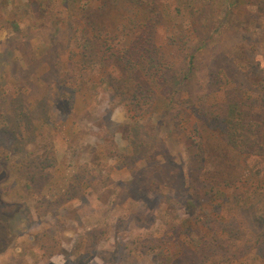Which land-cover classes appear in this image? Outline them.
<instances>
[{"label":"rangeland","instance_id":"rangeland-1","mask_svg":"<svg viewBox=\"0 0 264 264\" xmlns=\"http://www.w3.org/2000/svg\"><path fill=\"white\" fill-rule=\"evenodd\" d=\"M188 1L0 0V264H264V163L222 119L235 112L237 139L247 123L264 137V0H192L207 42ZM156 8L172 77L143 104L129 78L146 58L116 57L124 16L143 24Z\"/></svg>","mask_w":264,"mask_h":264},{"label":"trees","instance_id":"trees-1","mask_svg":"<svg viewBox=\"0 0 264 264\" xmlns=\"http://www.w3.org/2000/svg\"><path fill=\"white\" fill-rule=\"evenodd\" d=\"M122 1H129V2H133L134 4H132L134 7L138 6L137 4H140L144 7V4L147 3L148 0H122ZM233 1H237L238 3L240 2L241 4H244V2H241V0H233ZM192 0L188 1V4H185V6H183V8H187L186 10V17H188V28L190 29H194V31L197 33V36L200 37L201 40H205L206 42L208 41L209 38H211V33L210 29H211V24L209 22H206L205 24H201V20L202 18L200 17V12L203 11L204 9L200 8H196L195 5L193 3H191ZM256 2V1H255ZM250 4V3H247ZM260 4L256 2V5ZM105 5V4H104ZM148 5V4H147ZM88 8H90L87 4H82L81 5V10L82 13H88V15L91 16V13L93 11L89 10ZM230 7H227V9ZM177 10H175V14H174V19H176V17H178V15H180V8L179 6L176 8ZM148 10V9H147ZM200 11V12H199ZM131 13H127L124 16V19L126 18V24L123 27V29L120 31V33H124L123 37H120L118 34H116V38H118V36L123 39L125 41L124 47L122 48V50L120 49V55H118L116 58L117 60H121L120 62L123 61L124 66L127 68V64H129L131 61H133L134 63L136 62V64L139 65L140 60H143V58H146V61L148 62L149 65H147L148 67H146V71L143 74V76H141L140 73L138 72H132V76L129 79H132L133 81V86H131L130 88V93L133 96L132 98H139L143 104H150L152 102L153 99V86H157V83L160 85L165 86L166 82H168L170 80V77H172V69L171 66L168 64V62L165 60L163 51L160 50L159 46L157 45L156 42V31H157V26L162 24V18H161V11L158 10L157 8L155 9V11L153 12L152 16H147L145 17V21L143 22V24H139L137 21H133L132 17H131ZM196 21V22H193ZM230 24V23H229ZM229 30L235 32L236 30H238L240 28L239 25L236 24H231V26H229ZM98 28H100V26L95 23V22H90L87 24V28L86 31L87 32H93L94 30H97ZM177 32V30H176ZM176 32H170L167 35V38H170L176 34ZM95 34L91 35L92 37ZM88 38V37H87ZM86 39V38H85ZM113 41V40H111ZM171 41H174L173 38L171 39ZM105 47L101 50L100 49V59L97 62L96 65V69H100L103 65H106L108 62L109 57L105 56V53L107 51L112 50V44L111 43H104ZM83 49L85 50V48H87L86 43L82 44ZM116 52L112 51V55L110 56H114ZM106 59V60H104ZM146 62V64H147ZM191 58H189V64L191 65ZM131 70H129L127 73L130 74ZM146 78H148V80H150L151 82H153L154 84L149 86L147 84V80ZM123 85L117 87L115 85L112 84V89L114 90L115 93H118L119 91H123ZM126 95V94H125ZM263 104H261L260 106H257V104L254 103V105L252 103H247L245 102L244 104H242V107L245 110H249V108L253 109V108H259L262 107ZM244 110H240V112H238L239 116L242 115L243 117V112ZM218 114V113H217ZM220 115V114H218ZM229 116L232 117V120H227V115L223 116L222 119L226 120V124L227 126L230 128V133H232L230 136H228V138H230V141L233 140L234 142L237 140L239 142L242 141V147L236 146V151L239 152V154H241L242 156L248 157L249 159L253 158L256 159L255 161H259V162H263L264 163V137L262 139H259V136L256 135V129L252 128V124L247 125V132H243L242 134L244 135V140L243 139H237V136H235L238 133H241V131L239 129H235V126H239L240 122L238 120H236L235 116V112L234 111H230ZM234 117V118H233ZM235 119V121H233ZM240 119V118H239ZM243 120L245 119L242 118ZM241 121V120H240ZM252 123V122H251ZM263 125L258 126L256 128H258L259 132H263ZM241 127V126H239ZM234 128V129H233ZM232 129V131H231ZM241 134V135H242ZM242 135V136H243ZM236 139V140H235ZM232 149V148H231ZM233 150V149H232ZM257 172H254L257 176H259V172H262L264 170V167L262 165V167H257ZM262 177V176H260ZM261 179V178H260ZM239 197H235L234 199H238ZM214 232L217 231V228L214 227ZM233 233L230 232V234ZM217 240V238L215 236L211 237V240ZM257 244V243H256ZM260 246L257 248V251L259 253H261L260 250H262V247L264 245L263 244H259ZM204 250H205V246H201L199 248H197L196 253L198 254V257H205L204 256ZM188 252L187 254H189V256L191 257L193 251L191 249H184V253ZM214 257H219L218 255H214ZM188 259V257L186 256V258L184 257L181 263H183V260ZM190 261V258L188 259ZM186 260V261H188ZM218 260L214 258V264H218ZM179 261V260H178ZM177 261V262H178ZM180 263V264H181ZM192 263V262H190ZM189 263V264H190ZM193 264V263H192ZM209 264H213V263H209ZM224 264H228L224 263Z\"/></svg>","mask_w":264,"mask_h":264},{"label":"flooded vegetation","instance_id":"flooded-vegetation-1","mask_svg":"<svg viewBox=\"0 0 264 264\" xmlns=\"http://www.w3.org/2000/svg\"><path fill=\"white\" fill-rule=\"evenodd\" d=\"M4 178V175H2V176H0V181L2 180ZM29 179H30V177H28ZM34 184H36L35 182H33ZM39 206H40V203H38V209H39ZM39 211H41L40 209H39ZM48 214H49V217L50 218H54L55 217V215H56V211H55V209L53 208V209H50V211H48ZM37 216H40V214L39 215H37ZM45 216V214L43 215V217Z\"/></svg>","mask_w":264,"mask_h":264}]
</instances>
